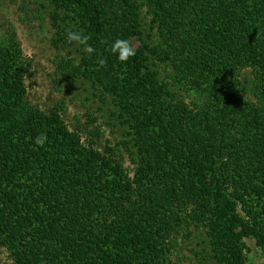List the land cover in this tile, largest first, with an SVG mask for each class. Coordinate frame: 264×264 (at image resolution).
<instances>
[{
    "label": "trees",
    "instance_id": "trees-1",
    "mask_svg": "<svg viewBox=\"0 0 264 264\" xmlns=\"http://www.w3.org/2000/svg\"><path fill=\"white\" fill-rule=\"evenodd\" d=\"M45 2L55 50L74 44L68 30L93 48L77 44L60 75L110 98L127 141L101 150L98 132L69 130L63 104L31 108V61L0 42V250L12 264H180L193 230L213 264H251L245 239L264 257V0ZM116 39L137 44L126 62Z\"/></svg>",
    "mask_w": 264,
    "mask_h": 264
},
{
    "label": "rangeland",
    "instance_id": "rangeland-1",
    "mask_svg": "<svg viewBox=\"0 0 264 264\" xmlns=\"http://www.w3.org/2000/svg\"><path fill=\"white\" fill-rule=\"evenodd\" d=\"M45 0H0V42L13 37L21 47L23 56L31 61L26 77L27 101L31 108L47 112L64 105L61 116L71 131L82 138L90 131L99 133L95 140L99 149L127 141L126 129L118 119V110L110 98L101 99L98 89L83 80H67L60 75L57 62L61 58L80 59L82 50L74 43L64 50H55L50 41L54 30L48 17ZM143 28L148 31V19L143 15ZM129 46L134 50L135 41ZM124 156V167H131ZM178 238L179 246L173 261L180 264H213L203 230H193ZM247 259L251 264H264V257L253 239L244 240ZM0 264H12L0 250Z\"/></svg>",
    "mask_w": 264,
    "mask_h": 264
},
{
    "label": "clouds",
    "instance_id": "clouds-1",
    "mask_svg": "<svg viewBox=\"0 0 264 264\" xmlns=\"http://www.w3.org/2000/svg\"><path fill=\"white\" fill-rule=\"evenodd\" d=\"M66 39L69 43H76L83 47L85 53H92L93 48L88 45L89 37L79 30H68L66 32ZM110 50L113 55L117 57L120 62H126L135 55L134 50L129 46L125 39H116L112 42ZM103 63V61H101ZM43 142V138L39 141Z\"/></svg>",
    "mask_w": 264,
    "mask_h": 264
}]
</instances>
